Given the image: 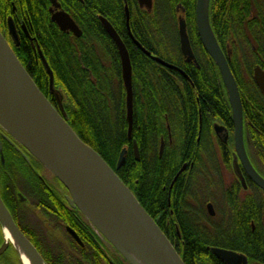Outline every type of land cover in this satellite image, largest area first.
<instances>
[{"label": "trees", "instance_id": "16d2710c", "mask_svg": "<svg viewBox=\"0 0 264 264\" xmlns=\"http://www.w3.org/2000/svg\"><path fill=\"white\" fill-rule=\"evenodd\" d=\"M61 1L63 9L79 25L80 38L61 33L50 22L48 0H0V32H7L6 17L11 13L10 3L14 2L18 14L29 19L25 27L36 39L52 71L54 88L63 95L62 106L68 125L115 171L151 218H155L156 208H164L163 197L157 196L160 190L155 187V182H164L167 187L172 177L171 169L175 170L182 163L194 165L190 174L193 181L190 193L202 192L203 186L211 184L212 178L220 175L222 167L229 168L220 156L221 148L211 124L217 122L228 130V144L232 146L233 123L219 71L197 35L195 1L153 0L151 11H146L139 8L136 0H127L128 29L121 0H83L82 4L78 0ZM177 1L184 2L183 16L198 67L185 62L180 53L177 20L181 13L177 11ZM218 1L210 2L209 23L217 43L230 45L231 54L226 57L242 102L248 157L264 179V98L251 80L253 65L259 63L264 67V39L255 35L250 13L244 5L234 7L222 20L223 6ZM98 16L111 24L129 54L133 92L130 140L118 51ZM132 38L152 56L181 69L190 81L152 61L133 44ZM251 46L259 51L263 49L260 56L263 63L255 62ZM13 52L37 88L47 96L48 76L30 44L24 42ZM240 76L247 80L241 81ZM199 117L202 125L197 143ZM161 140L165 146L159 158ZM133 141L138 147L139 161L133 155ZM122 149H126L125 162L115 170ZM35 185L43 196L39 202L43 204L35 206L56 216L61 225L73 230L81 241V245L77 244L65 232L66 242L59 246L48 241L44 234L39 240L22 230L45 264H111L109 257L116 264H123L114 255L121 256L112 247V251L107 250L105 242L95 238L80 213L59 199L56 191L51 192L38 181ZM151 201L153 206L149 205ZM226 209L229 231H235L237 237L226 244L210 243L209 246L238 252L247 258L248 264H264V192L250 184L248 194L227 202ZM248 220L255 226L253 233ZM235 222H240L238 231L234 229ZM188 241L184 254L180 251L185 264H223L192 237Z\"/></svg>", "mask_w": 264, "mask_h": 264}, {"label": "water", "instance_id": "95a60500", "mask_svg": "<svg viewBox=\"0 0 264 264\" xmlns=\"http://www.w3.org/2000/svg\"><path fill=\"white\" fill-rule=\"evenodd\" d=\"M139 8L151 11L152 0H136ZM124 3V15L128 25L129 10ZM209 0H196L195 23L198 38L206 54L216 65L229 102L233 123V171L245 187L242 171L251 182L264 192V179L255 171L247 158L243 141V109L237 83L229 68L209 23ZM52 21L61 32H71L80 37L81 32L63 12L52 16ZM107 36L114 43L121 65L122 81L126 93L127 137L130 140L133 126L132 67L128 51L111 24L99 17ZM7 34L17 44V33L11 18L7 20ZM180 53L187 63H197L186 31L185 21L178 20ZM134 45L158 65L187 76L177 67L152 56L132 38ZM32 43V40H31ZM33 47V45H32ZM35 52L48 76V91L57 103L59 114L37 88L32 78L21 65L13 50L0 32V128L23 147L67 192V203L75 208L90 226L128 264H185L172 244L157 226L153 218L142 208L133 193L123 184L106 162L88 145L83 143L66 121L63 112V97L54 88L52 71L39 47ZM255 84L264 94V72L254 70ZM214 133L219 141L227 144L229 133L224 126L214 124ZM132 151L139 161L138 147L132 142ZM126 149H122L115 170L125 162ZM212 209L211 206H208ZM0 226L13 237L25 251L32 264H45L32 243L13 222L0 199ZM72 237L78 241L75 233ZM0 248V255L8 244ZM211 254L223 264H247L244 255L219 248H211Z\"/></svg>", "mask_w": 264, "mask_h": 264}, {"label": "flooded vegetation", "instance_id": "af4514ba", "mask_svg": "<svg viewBox=\"0 0 264 264\" xmlns=\"http://www.w3.org/2000/svg\"><path fill=\"white\" fill-rule=\"evenodd\" d=\"M78 1L81 4L83 3V0H78ZM121 1L123 2V0ZM194 1H195L194 4L196 5V0ZM211 1L212 0H209V5ZM182 2H178V1L176 2L177 11L181 13V15L178 16V20L181 17L185 21V17L183 16L184 9L182 6L184 2L183 3ZM218 2H220L221 5L223 6V12L222 15L220 16L222 20H224V18H226L227 15H230L234 7L238 8L241 7V5H244L246 9H248L247 11L250 13L249 17L252 21V27L255 31V35L258 36L260 40L264 39V0H219ZM152 5H153V0H152ZM10 6H11V13L9 16L6 17V23L8 18H11L13 20L17 33V44L10 40L7 32L2 33L4 35L5 40L7 41V43L9 44V46L13 51L14 49H19L22 43L28 42L31 46L32 52L36 54L35 52L36 50L35 46L37 45L36 39L28 33L25 27V22L29 21V19L28 18L25 19L24 17H21L18 14L14 2H11ZM63 6L64 5L61 0H48L47 14L49 16L50 22L56 26V24L52 21V16L58 12H63L66 15H68L69 18L74 22V24L80 30L82 35V31L79 25H77L76 21L72 18V16L68 12H66L65 9H63ZM99 17L100 16H98V20ZM125 24H126V28L128 29L126 19H125ZM61 33L71 35L74 38L81 37V36L75 37L71 32H61ZM223 44L224 45L219 44V46L226 57L231 54V48L230 45H228L227 43H223ZM251 53L256 57L255 62L261 61L263 63V60L260 59V56L263 55L262 54L263 49H260L259 51L256 47L251 46ZM256 68H259L262 72H264V67L261 64L256 63L255 65H253L251 71L252 72L251 80L254 86L259 91V93L264 98V94L257 87L253 78L254 70ZM238 70L240 72V67L239 68L237 67V71ZM169 71H173V70H169ZM176 73L181 75L179 72ZM239 78H241L243 82L247 80L244 79L243 76L242 77L240 76ZM186 80L190 81L188 78ZM45 97L51 103L53 108L59 114H61L57 103L55 102L53 96L49 93V91H48V95ZM198 121H199V127H198L197 143L199 142L200 128L202 125L201 117H199ZM245 123L246 122L244 120V114H243V141H244L245 152L249 160L247 148H246ZM214 124L217 125H221V124L217 122H213L211 124V130L213 132L215 139L218 141L220 145L219 146L221 148L220 156L223 157L226 163L229 165V168H227V170L224 169V173L225 171L227 172L230 170L229 172H232V176L234 177V178L232 177L233 178L232 180L230 179L231 182L228 185L225 184V176H223V172H222V176L220 174L221 172H219L220 175L219 176L217 175L214 178H212L211 184L207 186H203L202 192H198L197 194L190 193V188L193 182L190 174L194 169V165L192 162L182 163L175 170L171 169L172 177L167 187L164 182H160V181L155 182V187L160 190L157 196L161 198L163 197L162 200L164 202V208L160 207L155 209L154 213L156 216L155 218H153V220L160 228V230L163 232V234L166 236V238L169 240V242L172 244V246L174 247V249L176 250L179 256H182L180 251H182V253L184 254L185 249L189 243L188 240L190 239V237H192L195 240L194 241L195 243L203 246L209 254H211L210 252L211 248L225 249V248L214 247L209 245L210 243L220 244V245L226 244L228 243L227 241L237 237L236 232L234 231V233H231L229 231V226L227 225V222L229 220L228 218L229 212L228 209H226L227 202L229 203L231 200H234L236 198L240 199L241 197H245L248 194V187L250 186V184L254 185L251 182V180L247 177V175H245L242 169L241 172L244 177L245 187L241 185L240 181L235 176L233 171L234 143L232 146L228 144L230 139V134L227 144L221 143L214 133V129H213ZM166 129L169 133L168 125H166ZM164 146H165L164 141L161 140L158 148L159 158H161L162 156ZM47 174L49 173L31 155H29L28 152L23 147H21L18 143H16L5 131H3L0 128V199L3 202L7 211L9 212L17 228L21 232H23L22 230L28 231L31 234V237L35 239L39 237L38 232L36 231H41L43 233L44 231H46V233H48L49 231H47V228L51 230L62 229L64 235L62 236L61 239L54 241L51 240V238L49 237L50 238L49 241L52 243L55 242L59 246H63L66 242L64 239L66 237L65 235L66 232L77 244L81 245V241L79 240L78 236L73 230H71L69 227H65V226L63 227L56 216H50L49 214L46 213L45 208L42 207L40 208L35 206L37 203L43 204V202L39 203L41 201V198L43 199V196L40 194L39 190L35 189L36 188L35 181L40 182L41 185L46 186L47 189L49 190H52L51 192L56 191L59 199H63V201H66L67 192L65 191L63 186L50 174L49 175L51 176L52 179L51 178L48 179L46 177ZM230 189H232V191H230ZM150 195L152 196L153 194ZM162 200L159 202L162 203ZM149 205L153 206V202L151 201ZM208 206H211L212 209H209ZM80 219L81 218L79 217V220ZM248 222H249V228L253 233L255 230V226L253 222H251L250 220H248ZM239 228H240V222H237L234 225V229L238 231ZM69 230L75 233V235L78 238V241L72 237ZM92 233L93 235H95L96 239H101L93 229H92ZM4 242H5L4 236L0 226V248L3 246ZM114 256L117 258V260L120 261V263L127 264V262H125V260H123L117 254H115ZM109 259H111L110 260L111 264H116L115 260L114 262L112 258L109 257ZM0 264H21L16 255V252L14 251V249L10 244H8L7 248L0 255Z\"/></svg>", "mask_w": 264, "mask_h": 264}, {"label": "rangeland", "instance_id": "374dc122", "mask_svg": "<svg viewBox=\"0 0 264 264\" xmlns=\"http://www.w3.org/2000/svg\"><path fill=\"white\" fill-rule=\"evenodd\" d=\"M241 81H243V80H241ZM61 93V92H60ZM62 95V94H61ZM62 97H63V95H62ZM64 102V101H63ZM230 171V170H229ZM221 173V176H222V172H223V176H225V184L226 185H228L230 182H231V180L234 178L233 176H232V172H226L225 171V173H224V169H223V167H222V170L220 171ZM48 179H50L51 178V176L49 175V174H47V176H46ZM233 177V178H232ZM52 179V178H51ZM231 179V180H230ZM47 231H49L48 233H46V231H44V233L43 232H41V231H36V232H38V235H39V240H40V238L42 237L41 235L42 234H44V235H46L47 234V239L50 237L51 238V240H54V241H57V240H59V239H61L62 238V236L64 235V232H63V230L62 229H57V230H51V229H48L47 228ZM4 236V235H3ZM37 238V237H36ZM37 238V239H38ZM49 238V239H50ZM49 239H48V241H49ZM102 240L104 241V239L102 238ZM106 244H105V247L109 250V251H112L113 249L111 248V246L106 242V241H104ZM113 254H115V252L113 251ZM17 255V254H16Z\"/></svg>", "mask_w": 264, "mask_h": 264}, {"label": "bare ground", "instance_id": "6f19581e", "mask_svg": "<svg viewBox=\"0 0 264 264\" xmlns=\"http://www.w3.org/2000/svg\"><path fill=\"white\" fill-rule=\"evenodd\" d=\"M4 236L7 242L12 243L14 247L19 251L22 259L23 264H32L30 260L28 259L25 251L18 245V243L13 239V237L7 232V230H4Z\"/></svg>", "mask_w": 264, "mask_h": 264}]
</instances>
